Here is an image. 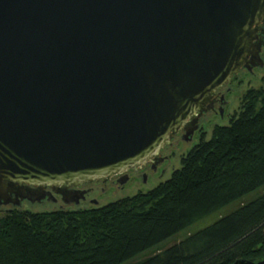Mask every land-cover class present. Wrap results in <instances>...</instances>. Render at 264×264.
Returning <instances> with one entry per match:
<instances>
[{
    "label": "water",
    "instance_id": "obj_1",
    "mask_svg": "<svg viewBox=\"0 0 264 264\" xmlns=\"http://www.w3.org/2000/svg\"><path fill=\"white\" fill-rule=\"evenodd\" d=\"M263 18L264 0H0V205L85 206L72 187L141 174L189 124L195 142L211 93L264 68Z\"/></svg>",
    "mask_w": 264,
    "mask_h": 264
},
{
    "label": "trees",
    "instance_id": "obj_2",
    "mask_svg": "<svg viewBox=\"0 0 264 264\" xmlns=\"http://www.w3.org/2000/svg\"><path fill=\"white\" fill-rule=\"evenodd\" d=\"M234 202L136 264H264V83L147 192L92 208L9 210L0 219V264H123Z\"/></svg>",
    "mask_w": 264,
    "mask_h": 264
},
{
    "label": "rangeland",
    "instance_id": "obj_3",
    "mask_svg": "<svg viewBox=\"0 0 264 264\" xmlns=\"http://www.w3.org/2000/svg\"><path fill=\"white\" fill-rule=\"evenodd\" d=\"M255 73L257 76L253 73L243 72L240 71L239 75H236L232 83H228L223 87V91L226 95V98L228 99V102L230 105L227 106V113L226 121L224 122V115L221 116L219 114L213 115L211 118L208 117L207 119L203 120V126L202 129L197 132V135L195 137V142L189 144V142L184 141L183 138L180 136L178 137V140H182L181 143L178 142L177 139H174L173 144L174 147L167 146L166 149L163 151V154H167L166 157L167 160L170 159L173 161H166L167 164H163L162 167L159 168V174H157V171H154L156 167L153 165H149L147 169H144L143 172L138 173L137 170H134L130 174V179L127 183L124 185H118L115 180L112 182H109V184L101 183L99 184V180L94 181L93 184H86L85 186H91L92 191H95L90 195V197H94V199L97 201L92 202L91 200L85 205L79 207L78 204L68 205L65 202V197L58 196L57 193H54V197L60 202V204H57L56 201H46L45 205H38L36 206L31 202V200H27V203L25 204V209L22 207L16 208L15 206H10L9 208L3 207L0 205V219L9 211V210H29L33 212H44V211H52L57 209H67V210H75L80 208H92L96 206H102L105 205L111 201L132 196L134 194H137L139 192H147L157 186L160 182L170 178L174 172L175 169L179 168L181 166L182 157L191 150L202 138V136H206V138H210L212 136V130L215 125H226L229 124L231 117L237 113V111L241 108L244 95L247 91L253 88H259L264 83V68H258L255 70ZM260 79H259V78ZM230 88L231 91H227V89ZM253 195H249L248 199H250ZM239 202H234L230 205H227L226 207L222 208L221 210L197 221L193 225H191L189 228L180 231L176 235L168 238L167 240L160 243L158 246L153 247L137 257L123 263V264H136L137 262L143 260L144 258H147L154 253L158 252L161 249H164L176 242H179L183 238L187 236L190 232H194L197 230H200L213 222H215L220 216L227 214L231 210L235 209L239 206Z\"/></svg>",
    "mask_w": 264,
    "mask_h": 264
},
{
    "label": "flooded vegetation",
    "instance_id": "obj_4",
    "mask_svg": "<svg viewBox=\"0 0 264 264\" xmlns=\"http://www.w3.org/2000/svg\"><path fill=\"white\" fill-rule=\"evenodd\" d=\"M257 27H258L259 42L261 44L260 56L264 60V18L257 25ZM247 65L251 69L249 67H247ZM247 65L246 66L244 65L242 68H240L239 72L243 71V72H248V73H252L253 74L258 67H261V66H254V60L251 57H249ZM262 67H264V66H262ZM236 75L237 74L233 75L231 80L229 82H227L226 84L230 83ZM226 84H224L223 86L219 87L218 89H216L215 91H213L211 93L210 100L207 103L203 104V106H202V108H203V110H202L203 112L202 113H199L198 115H193L194 119L196 118V119L199 120L198 121L199 127L194 131L193 137L195 136V134L197 132H199L202 129L203 120L210 113L219 114L221 116L224 115L225 110H226V108L228 106V99L226 98V95H225V93H224V91L222 89H223V87ZM227 91H231V89L228 88ZM189 122H191V120H189ZM192 126H193V124L192 125L189 124V125H187V127H184L182 129H180V131L171 138V143H173V140L175 139L176 136H180L181 138H183L184 141H188V140H186V132L189 131ZM189 141H191V140H189ZM169 145L170 144H168V145H166V146H164V147H162L160 149L157 158L154 157L153 160L148 161L147 163L143 164L141 167H143L144 165H153L154 167H156L159 163L167 160L166 157L168 155L167 154H163V151ZM162 158H164V159H162ZM134 170L135 169L131 168V169H129L126 172H122V173L116 174V175H114L112 177H108L105 180L104 179H99V180L103 181V182H107L108 180L113 179V180H115V182H117L118 185L121 186V185H124L125 183H127L129 181L130 174ZM125 178H128V179H127L126 182H123V179H125ZM85 185H86V183H82L79 186L72 187L71 188V192L69 193V195L70 194L74 195L76 198H80L81 197L82 199L88 198L90 196V194H91L92 187L91 186H85ZM34 188H35V186H32L31 188L30 187H28V188L27 187H22V188L20 187L21 190H20L19 196L13 195L12 196V202L10 204H15V202H17L20 198L28 196L29 195L28 194L29 191L30 192L35 191ZM55 189L56 188H54L52 186H49V185H42L41 187H39L37 189V192H41V193H44V194H49V191H56ZM90 200L92 202L96 201L94 199V197H91Z\"/></svg>",
    "mask_w": 264,
    "mask_h": 264
}]
</instances>
